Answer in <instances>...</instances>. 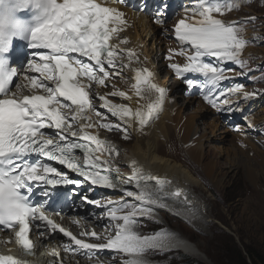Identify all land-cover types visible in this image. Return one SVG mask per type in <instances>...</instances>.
Wrapping results in <instances>:
<instances>
[{
    "label": "snow or ice",
    "instance_id": "1",
    "mask_svg": "<svg viewBox=\"0 0 264 264\" xmlns=\"http://www.w3.org/2000/svg\"><path fill=\"white\" fill-rule=\"evenodd\" d=\"M111 4L126 6L127 0H111ZM241 6L240 0H192L170 30L177 47H169L164 56L177 78L188 89L199 90L217 112H242L240 98L256 95L240 84L221 86L231 79L226 74L230 69L221 65L230 63L241 69L248 65L241 58L249 43L242 35L244 28L238 26L239 21L222 19ZM168 7L167 0L155 7L152 17L156 24H166ZM146 8L145 3L139 10ZM129 26L126 13L109 6L108 0H0V229L12 230L24 255H34L32 235L44 240L57 231L78 249L90 253L107 249L126 257L122 264H145L143 257L149 250L166 246L169 233L140 235L135 229L137 217L149 216L151 206L160 205L162 197L155 194L163 193L171 181L145 172L135 160L128 165L130 173L122 175L111 163L119 155L118 149L98 135L99 129L118 131L127 140L130 128L143 132L162 111L167 97V89L155 82L149 68L134 66L141 64L140 55L125 47L130 41L122 36ZM17 41L22 42L17 51L26 47L28 53L22 61L26 65L22 80L13 91V81L21 75L12 66ZM176 57H182L184 63L173 62ZM126 71L132 73L128 90L112 84V90L103 95L90 94L93 86L107 88L111 80L124 78ZM117 97L129 103H114L111 98ZM94 99L106 112L95 106ZM107 114L115 122L108 121ZM77 151L82 153V163ZM69 173L93 186L119 188L123 195L103 204L91 200L77 191L82 181L70 178ZM68 185H75L73 194L84 203L105 209L104 217L114 235L81 233L103 241L90 243L47 214L49 201L64 198L62 190ZM171 195L183 196L188 203L180 188ZM64 249L75 251L68 244ZM0 264L31 261L0 255Z\"/></svg>",
    "mask_w": 264,
    "mask_h": 264
},
{
    "label": "bare ground",
    "instance_id": "2",
    "mask_svg": "<svg viewBox=\"0 0 264 264\" xmlns=\"http://www.w3.org/2000/svg\"><path fill=\"white\" fill-rule=\"evenodd\" d=\"M184 1L188 2L189 6L192 3V0H170V8L167 12L178 8L176 19L172 21L173 24L183 14L179 10L182 4L184 5ZM109 2L111 3V1ZM119 6L126 13L128 22H131L134 26L139 24V27H141L140 29L136 26L139 28L138 32L133 27L127 28L122 33V36H126L130 41L125 47L134 48L138 53L139 51L141 52V54L139 53L141 64L134 66L149 68L155 74V82L167 89V97L162 111L144 128L143 132H137L135 127H133L132 143L121 145L118 149L119 156L113 166L119 167L121 174L123 173L122 175H127L131 171L128 167L129 163L135 160L137 166L143 168L145 172L171 181V184L165 186L163 193L155 194L161 196L162 199L159 206H151V214L163 220L165 216L173 217L175 220L177 218L178 220L186 222L187 226L195 225V228H199L197 222L201 224L205 223V220L198 219L192 221L190 219L193 217L192 213L198 214L201 211H205L201 206L199 208L198 199L193 201L196 193L194 189L200 186L199 181L196 179L199 178L202 180L203 177L208 179L211 186L213 185L219 188L230 174L237 173L239 169H243L249 184L255 189L262 188L264 186L261 185L260 181L264 182V156L259 151V148L250 144V141H247L241 136L236 137L228 133L225 125L219 120L220 118L214 117L211 110L206 109L201 105V102L196 101L197 95L190 97L187 101H182L181 105L177 104V100H181L182 96H184V91L180 93L179 90L181 89H178V84L169 80V76H165L164 81L160 82L158 74L162 70V65L156 67L154 64H150L144 60L142 53L143 51L146 53V50L139 34V32L146 34L147 36H145L149 37L152 47H156L157 52L165 56L169 49L167 35L171 34V29L167 32H162L161 36L158 34L155 28L156 24L153 21H150L149 25L141 23L144 17H149V12H143L139 15L132 8ZM184 7L186 6L184 5ZM222 19L225 20L224 16ZM158 60L156 58V61ZM175 61L179 62V58H175ZM19 71L21 73L19 81H21L23 70L19 69ZM131 75L132 73L130 71H126L124 78H115L109 82V87L98 89L96 92L103 95L105 92L112 90V84H115L121 90H128L132 83L130 79ZM228 76L233 77V74L228 72ZM179 95L182 96L179 97ZM119 100L121 99L118 98ZM254 100L259 105L258 113L260 115L258 116L259 118L255 115L256 122L264 126V107L262 105L264 103V92L256 93ZM123 103L129 102L123 100ZM184 104H186L187 108H192L191 113H185V109H183ZM132 106L135 107V98L133 99ZM202 133H204L203 136ZM209 141L218 143V146L212 147L204 145V142ZM162 145L166 149L165 155L159 153ZM205 149H209L210 160L209 157H204ZM181 152H184L186 155L185 158ZM220 159H224L225 165H228L227 170L222 171L223 166L219 163ZM203 160H205L204 163L202 162ZM193 164L201 166L202 171L199 176H196L195 165ZM112 176L115 178L116 173H112ZM152 183L154 185V182ZM128 187L130 190L135 191L132 186ZM176 188L183 190L187 196L188 203L184 202L183 196L175 198L171 195ZM116 197L121 198L122 195H117ZM169 225H172L171 221H169ZM164 226L165 229L162 231L170 234L166 246H171L175 251L183 252L188 256L202 260L197 248L193 246L189 239L187 240L171 232L167 225Z\"/></svg>",
    "mask_w": 264,
    "mask_h": 264
},
{
    "label": "rangeland",
    "instance_id": "3",
    "mask_svg": "<svg viewBox=\"0 0 264 264\" xmlns=\"http://www.w3.org/2000/svg\"><path fill=\"white\" fill-rule=\"evenodd\" d=\"M240 3L242 5L240 8L228 12L224 18L227 22L239 21L240 24L238 26L244 28L242 35L249 43L244 49L241 58L247 60L248 65L243 69L230 63L221 66L230 69V71H226L227 75L228 72L233 74L234 82L231 80V86L240 84L248 91L264 92V0H240ZM245 21L250 22L244 23ZM139 34L145 45L146 56L157 67V63L153 62L156 59V55H159L156 47H152L149 37L145 36L146 34H141L140 32ZM247 50L249 51L245 54ZM237 73H244V75H237ZM165 75L166 72L161 70L158 74V79L163 82ZM177 104L181 105L182 100H178ZM262 105L264 107V103ZM183 109H185V113H191L192 111L191 107L187 108L185 105H183ZM257 114L256 116L259 118L258 116L260 115L258 112ZM107 115L108 121L115 122V118L111 117L110 114ZM204 121L206 122V120ZM101 131L110 138L111 143L117 149L123 144H131L133 141V131L131 132L130 129V138L127 140L122 139V134L118 131L109 132L104 129ZM203 135L204 133H202ZM233 135L238 137L243 135V133ZM249 139L246 140L259 148V151L264 156V144L259 141V138L253 137ZM163 145L159 153L165 155L166 149ZM204 145L217 147L218 143L209 141L204 142ZM208 150H204V157H209L210 160L211 157ZM181 154L184 158L186 157L184 152H181ZM116 158L117 156L112 161H115ZM202 162L204 163L205 160ZM219 163L223 166L222 171L227 170L228 165H225L224 159H220ZM194 169L196 176H199L202 171L201 166L195 165ZM196 180L199 181L200 186L194 189L196 193L193 201L198 199L199 208L201 206L205 211H201L198 214L192 213L193 217L190 219L192 221L205 220V223L199 224L197 222L199 228H195V225L187 226L186 222L177 218L175 220V218L168 216L163 217L165 223L163 219L157 218L152 214L148 218L140 220L138 227L139 232L143 233V235H152L156 233L157 228L163 229L164 225H167L171 232L187 240L189 239L193 246L197 248L202 260L191 256H185L186 259H183L181 257L183 255L179 252H158L144 255L145 264H237L234 260L235 254L241 252L244 255L246 248L264 256V187L255 189L250 185L243 169H239L237 173L230 174L223 182V185L220 186L221 188L211 186L208 179L203 177L202 180L199 178ZM260 183L264 186L263 181H260ZM169 221H171V226ZM228 253L230 254L229 259Z\"/></svg>",
    "mask_w": 264,
    "mask_h": 264
},
{
    "label": "trees",
    "instance_id": "4",
    "mask_svg": "<svg viewBox=\"0 0 264 264\" xmlns=\"http://www.w3.org/2000/svg\"><path fill=\"white\" fill-rule=\"evenodd\" d=\"M228 253V259H229ZM232 258V255H231ZM234 260L237 264H264V256L256 253L254 250L246 248L244 255L241 252L235 254Z\"/></svg>",
    "mask_w": 264,
    "mask_h": 264
}]
</instances>
